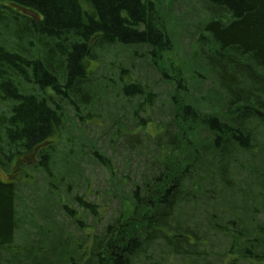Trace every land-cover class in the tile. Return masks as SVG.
Segmentation results:
<instances>
[{"label": "trees", "instance_id": "1", "mask_svg": "<svg viewBox=\"0 0 264 264\" xmlns=\"http://www.w3.org/2000/svg\"><path fill=\"white\" fill-rule=\"evenodd\" d=\"M200 1L204 18L192 34L200 37L188 82L181 65L167 61L173 40L153 0H0V171L22 175L15 182L0 176V263L137 264L160 245L168 261L210 264L215 232L230 240L229 264H264V165H257L264 159L257 140L264 132V0ZM115 48L142 58L171 85L160 119L145 77L124 66L104 74V53ZM205 102L214 114L200 110ZM103 104L115 111L108 112L106 143L123 148L127 162L136 159L138 180L95 144L67 136L73 121L94 122ZM84 165L108 176L93 202L86 201L88 179L85 192L71 196ZM31 170L47 183L37 216L18 211L17 184H32ZM104 216L114 217L102 226ZM22 225L36 228L37 241L15 248ZM88 240L93 246L84 250Z\"/></svg>", "mask_w": 264, "mask_h": 264}, {"label": "rangeland", "instance_id": "2", "mask_svg": "<svg viewBox=\"0 0 264 264\" xmlns=\"http://www.w3.org/2000/svg\"><path fill=\"white\" fill-rule=\"evenodd\" d=\"M153 1L155 2L156 7H158L159 4H161L160 6L164 15L162 21L164 24H167V29L169 30V33L171 32L170 35L173 40L172 51L170 55L168 54L169 58L167 59V61H169L172 64L175 63L180 64L181 67L185 70L184 72L186 76L188 75L187 80L189 82L190 80L189 66L195 63L196 52L198 50V44L196 43V41L200 37V35H198L197 33L195 35L192 34L194 33V30H196V27L198 26L200 20L202 21L204 18L203 13L199 9L201 7V1L200 0H153ZM119 50L120 49L115 48V52L104 53L103 66H102L103 71L105 72L104 74L107 77H110L114 73H116L117 69L120 66H124L126 68H129L130 71L138 74L137 75L138 78L141 79L142 76L145 77L146 79H144L143 82L149 86L151 92H153L155 95L158 96L157 104L154 107L153 118L155 120L160 119V117L164 114V111L167 108L164 105H166L168 94L170 95V92L172 90L171 85L162 83L159 75L157 74L158 72L151 71V68H148L149 66L144 65L145 63L142 60V58L133 57V55L131 54L132 52H130V55L127 53L121 54ZM167 68L168 66H166V69ZM189 84L193 85L192 80ZM202 90H203L202 96H204L203 98H205L207 93L204 89ZM194 92L197 97L200 96L198 93H196V91ZM109 104H113V101L110 100ZM102 106L97 107L96 112L99 117L98 118L95 117L94 122H90L86 126L84 125L81 126L79 122L73 121L75 127L72 126V124H70L71 126L69 127V123H68L67 128L69 127V130L66 129L67 136L73 138L74 141L82 140V138H85L88 142L92 143L93 145L95 144V146L99 148L108 158H112V164L118 167L119 172L123 170L124 174L129 175L130 180L132 179L138 180L139 173L141 170V165L139 164L137 166L135 164L136 159L131 158L127 162L124 156L125 150L123 148L117 147L115 145L114 148L111 149L106 143L108 140H105V138H109L108 136L109 133H105V129L111 123L108 119L109 117L108 112H110L111 117H114L115 111L113 110L111 105L110 107L105 104H103ZM199 107L200 110L205 114L212 115L215 112V109L209 106L207 102L199 105ZM157 109H159V111L156 112L155 110ZM4 110L5 107L2 104H0V114L1 113L4 114ZM67 114L70 117L73 116L71 110H69ZM69 116H68L69 121H72L69 118ZM162 120L163 118L160 121ZM66 133H64L63 135L66 136ZM257 140L261 142V145L262 144L264 145V132L263 133L260 132V134L257 136ZM61 147L62 144H60V148ZM60 165L61 164H58V166H56L57 171H59ZM257 165L259 166V168H262V165H264V159L259 160L257 162ZM12 172L13 174L9 175L7 173L0 171V176L4 181L11 180L13 182H15L13 179H17L22 176L20 171L17 172L16 168H13ZM29 173L31 178L34 179V181H32L33 182L32 184L28 182H24V184H19V183L17 184L19 188L18 193L21 198L18 211L21 214H24L26 212L33 214V216H37V213H35L36 211L35 209L37 205L38 206L44 205L39 199V197L41 195V191H45L47 189V183L41 171L35 172L31 170L29 171ZM234 177H236V181L244 180V176L242 174L234 173ZM107 178H108L107 174L104 173L102 170L97 168H92L90 165H84L83 177L81 178L80 184L78 186L74 184V186L72 187L71 196L76 194L77 192L81 196L87 188L86 179H88L90 181V189L86 192L87 194L86 201L93 202V200H95L94 192L102 193L103 190H105ZM129 183L131 184V181H129ZM124 196L126 197V192ZM109 200L110 198L106 196L105 200L100 199L98 202L103 203L104 201L107 202ZM115 206L116 205L114 204L111 205L109 211H113ZM224 211H227L226 214L232 212L228 205L224 207ZM54 215H55L54 218L60 224H62L64 227L67 226L66 230L70 233H73V236H75V238L77 239L84 238L83 236L84 234L82 232H79L81 230H77L75 227L70 225L66 220L64 214L62 215L58 212H54ZM113 217L114 216H104L101 225L103 226L106 223V221H109L110 218ZM223 217H225L223 219H225L226 221L233 220V217L231 215H225ZM202 219H204V217L199 218V220ZM37 223L42 224L41 221H37ZM90 225H91V220L87 219L84 229H89L87 230L88 235L91 234L92 232L91 229H93L88 227ZM31 227L29 225H24V226L22 225V229L19 230L15 238V243H14L15 248L16 246H23V244L26 242L37 241L36 237L35 238L32 237L36 233V228L35 227L31 228ZM99 228L100 226L98 227V230ZM210 235H213L215 247L211 249L210 258L208 259V262L210 264H229L228 263L229 257H225V253L227 252L225 243H228L230 240L215 232H210ZM219 240L222 246L219 245L220 244ZM216 243L219 246H217ZM92 246H93L92 240H88L84 246V250H89ZM158 247H159L158 249L154 248L152 250L151 254L149 255L146 261L140 260L137 264H144V263L145 264H206V262L204 263L201 261H195L192 258L191 259L187 258L186 261L182 260L181 258H174V259L172 258L171 261H168L165 255V249H163L162 246L160 245H158ZM222 247L224 248V251ZM2 257L3 260L13 258L11 260L15 262L14 257H12V254L10 253L3 252ZM22 259L23 258H21L20 255V260ZM238 264H242V262H239Z\"/></svg>", "mask_w": 264, "mask_h": 264}]
</instances>
